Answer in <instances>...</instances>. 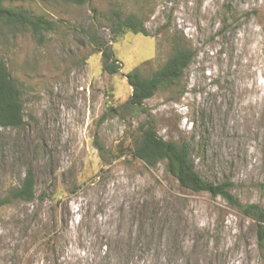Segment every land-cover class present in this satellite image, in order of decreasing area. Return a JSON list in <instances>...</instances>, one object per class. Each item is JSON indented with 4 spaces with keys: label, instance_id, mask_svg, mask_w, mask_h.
I'll list each match as a JSON object with an SVG mask.
<instances>
[{
    "label": "rangeland",
    "instance_id": "obj_1",
    "mask_svg": "<svg viewBox=\"0 0 264 264\" xmlns=\"http://www.w3.org/2000/svg\"><path fill=\"white\" fill-rule=\"evenodd\" d=\"M53 22L38 40L0 26L24 123L0 126V196L27 168L36 197L0 206V264H264L253 219L220 196L180 187L163 162L131 155L143 122L187 142L195 171L264 208V0H3ZM113 11L146 35L110 31ZM109 45L120 65L101 69ZM193 56L142 107L125 74ZM100 146V152L99 148Z\"/></svg>",
    "mask_w": 264,
    "mask_h": 264
},
{
    "label": "trees",
    "instance_id": "obj_2",
    "mask_svg": "<svg viewBox=\"0 0 264 264\" xmlns=\"http://www.w3.org/2000/svg\"><path fill=\"white\" fill-rule=\"evenodd\" d=\"M80 5L87 0H63ZM110 31L118 36L125 31L146 35V30L139 17L133 13L122 15L113 11ZM24 27L42 38L44 31L53 29V22L41 14H34L26 9L5 6L0 0V26ZM101 52V69L109 74L116 73L119 68L117 59L109 45L99 49ZM193 52L189 49L175 48L165 62L150 75H143L138 67L126 72L125 77L131 88L129 97L123 105L143 108L145 99L151 97L159 88L168 87L176 83L190 62ZM24 123L21 91L18 82L13 79L0 55V126L20 127ZM140 134L134 139L130 149L133 157L140 159L148 166L163 162L164 169L179 184L180 187L194 192L205 191L210 196H220L230 206L237 208L242 214L254 220L259 247L264 246V208L256 203H241L230 191L231 182L223 179L211 182L203 179L193 168L190 160V147L187 142L166 140L158 136L151 124L143 122L139 126ZM99 152L101 151L100 146ZM35 178L31 168H27L18 186L9 189L0 196V206L15 200L29 201L36 197Z\"/></svg>",
    "mask_w": 264,
    "mask_h": 264
}]
</instances>
